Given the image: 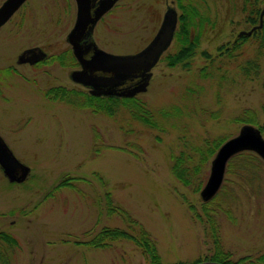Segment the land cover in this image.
Segmentation results:
<instances>
[{"label":"rangeland","instance_id":"obj_1","mask_svg":"<svg viewBox=\"0 0 264 264\" xmlns=\"http://www.w3.org/2000/svg\"><path fill=\"white\" fill-rule=\"evenodd\" d=\"M195 2L199 26L192 30L200 36L189 67L167 65L165 54L175 50L171 42L151 69L147 90L137 95L154 127L133 119L130 107L117 101L108 102V115L83 106L82 99L45 96L55 86L88 93L70 77L77 65L66 39L75 22L74 0H27L0 27V69L9 70L0 74V136L29 167L20 183L9 182L0 168V231L18 239L16 247L8 246L10 264H148L127 240L105 249L80 243L103 226H128L107 213L105 192L152 236L162 264L193 263L213 251L199 194L212 158L202 166L200 179L184 185L172 174L171 157L185 155L189 171L184 176L190 178L207 146L238 133L245 110L252 112L255 127L264 124V50L258 53V41L251 38L236 59L222 58L218 48L252 28L246 21L249 8L245 0ZM259 5L264 8V0ZM169 8L179 16L176 0H119L88 39L106 52L133 54L152 40ZM33 46L49 59L17 64L22 50ZM60 53L63 59L52 60ZM239 65L250 66L249 74ZM247 168L226 172L207 208L216 212L219 238L231 260L248 256L260 264L264 162ZM63 180L75 187L55 189ZM190 205L202 219L193 218Z\"/></svg>","mask_w":264,"mask_h":264},{"label":"water","instance_id":"obj_2","mask_svg":"<svg viewBox=\"0 0 264 264\" xmlns=\"http://www.w3.org/2000/svg\"><path fill=\"white\" fill-rule=\"evenodd\" d=\"M25 1L4 0L0 5V27ZM118 1L75 0L76 19L66 39L71 46L73 56L82 68L73 70L70 77L74 82L90 87L89 93L94 96L129 98L144 93L149 84L151 69L170 46L177 27V11L169 8L164 12L161 25L152 40L138 52L116 55L98 48L92 42L85 43L84 39L92 33L97 21ZM263 15L264 8L260 13L259 24L248 31H240L238 36H249L252 31L261 28ZM45 57L46 52L40 47H30L22 50L16 62L33 65ZM242 151H251L264 162V137L259 128L249 123L243 124L236 135L226 139L216 150L210 161L207 180L199 192L203 202L215 196L222 185L228 161ZM0 168L9 182H23L29 173V167L14 156L1 136ZM195 264L222 263L204 260Z\"/></svg>","mask_w":264,"mask_h":264},{"label":"trees","instance_id":"obj_3","mask_svg":"<svg viewBox=\"0 0 264 264\" xmlns=\"http://www.w3.org/2000/svg\"><path fill=\"white\" fill-rule=\"evenodd\" d=\"M177 7L180 10L178 16L177 27L174 32L172 44L175 47L174 52H167L164 56V60L169 66H176L180 64L186 68L190 65L191 58L196 54V48L199 41V33H193L194 26L197 28L199 23H196V18L198 17V11L196 8L195 0H176ZM246 7L248 6V14L246 21L251 27L259 24V17L262 11L259 0H245ZM253 38L254 41H258V53H261V50H264V15L262 17V26L260 29L254 30L250 36L241 35L236 37L230 44L221 45L218 50L220 51V56L227 59H236L238 53L241 51L243 43L249 39ZM204 57H210L207 52H202ZM65 53L56 54L52 57L54 59H63ZM71 61H76L70 51ZM40 62V63H44ZM39 63V64H40ZM204 66L201 70H204ZM241 72L246 76L249 74L250 66L239 65ZM253 67H251L252 69ZM7 68L0 69V74L9 73ZM255 73V72H254ZM256 75V73H255ZM45 96L50 99L60 100V101H74L75 98L82 99V105L93 108L97 111L106 112V114L111 115V108L109 101H117L123 105V107H130V115L133 119L140 121L144 125L154 127L156 123L152 119V115L149 111L142 107L143 103L138 99V96L134 97H104V96H93L89 93H84L76 89H67L64 86H55L50 87L45 90ZM81 98H80V97ZM76 103V102H75ZM129 103V104H128ZM111 112V113H110ZM238 120L243 123L257 124L252 112L250 110H245ZM262 135L264 132V124L258 126ZM264 137V135H263ZM228 137H222L214 141L212 145L207 146L206 153H201L199 158L198 165L192 167L190 171V178H186L184 175L189 171L185 167L186 157L185 155L172 156V174L174 177L184 185L191 184L193 179H200L201 168L203 165H206L208 161L214 156L218 147L227 139ZM260 158L251 151H242L234 155L227 163L225 173H231L235 171L236 167L249 171V167L255 161H258ZM242 165V166H241ZM188 175V174H187ZM222 186V185H221ZM60 187H75L68 180L61 181L55 189ZM199 186L197 187V189ZM221 188V187H220ZM220 189L215 194V196L207 202H203V213L206 215V221L204 220L203 225H209V229L206 231L211 233L214 238V247L213 251L210 254H207L204 257V260L216 261L222 264H252V261H249V257L245 256L238 260H231V254L224 250L221 240L218 234V225L215 220L216 212L213 209H208L207 206L215 201L218 196ZM106 198V209L107 213L115 214L119 216L124 222L128 224L126 228L120 227H110L103 226L99 231L95 232L87 241L80 242L84 245H88L94 248H108L111 246L112 242L127 240L136 245L141 254L145 257L148 264H162L161 256L158 252L155 241L152 236L143 228V226L134 219L125 209L121 207L114 206L112 202V197L110 193L104 195ZM189 209L192 210V216L196 219H202L197 211L190 205ZM79 243V242H78ZM79 243V244H80ZM18 245V239L11 233L6 231H0V264H10V253L8 251V246L16 247ZM196 260L193 263L190 262H178L176 264H195L199 261ZM248 260V262H247ZM260 264H264V254L258 256L256 259Z\"/></svg>","mask_w":264,"mask_h":264},{"label":"flooded vegetation","instance_id":"obj_4","mask_svg":"<svg viewBox=\"0 0 264 264\" xmlns=\"http://www.w3.org/2000/svg\"><path fill=\"white\" fill-rule=\"evenodd\" d=\"M75 1V0H74ZM24 5V4H23ZM75 7H76V3H75ZM75 19H76V14H75ZM98 22V21H97ZM89 36V35H88ZM88 36L86 37V39H84V42L85 43H91L92 41L91 40H89L88 39ZM92 43H94V42H92ZM33 47H39V46H33ZM30 48V47H29ZM41 48V47H40ZM42 49V48H41ZM43 50V49H42ZM44 51V50H43ZM45 52V51H44ZM71 52H72V50H71ZM90 52V51H89ZM88 52V53H89ZM88 53H87V55H88ZM73 55V54H72ZM74 57V56H73ZM75 58V57H74ZM49 58H48V56H46L42 61H39V62H37V63H35V64H33V65H37V64H39L40 62H43V61H47ZM17 60V59H16ZM75 60H76V58H75ZM76 63H77V65H76V67H74V70H80L81 68H82V66L80 65V63L76 60ZM26 64V63H25ZM28 64V63H27ZM29 65H31V64H29ZM89 87H87V92L89 93ZM117 97V96H116Z\"/></svg>","mask_w":264,"mask_h":264}]
</instances>
